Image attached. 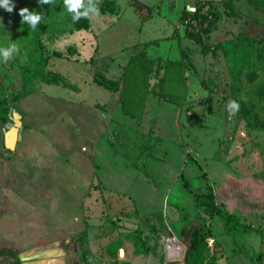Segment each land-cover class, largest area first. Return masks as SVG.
Wrapping results in <instances>:
<instances>
[{
  "label": "rangeland",
  "instance_id": "1",
  "mask_svg": "<svg viewBox=\"0 0 264 264\" xmlns=\"http://www.w3.org/2000/svg\"><path fill=\"white\" fill-rule=\"evenodd\" d=\"M22 1L11 0V13L0 7V49L24 24ZM133 1L115 0L117 14L98 9L88 29L42 34L47 54L64 53L47 69L76 91L36 80L16 99L23 57L0 54L10 104L0 120V247L20 264H164L170 229L184 246L178 264L199 238L213 264H264V132L228 108L232 68L242 70L240 94L252 93L250 70L264 84V15L240 1L232 14L226 0H138L147 16ZM196 5L213 14L201 42L179 19ZM96 71L118 90L94 83ZM13 113L21 125L11 149ZM226 213L250 228L227 224Z\"/></svg>",
  "mask_w": 264,
  "mask_h": 264
},
{
  "label": "trees",
  "instance_id": "2",
  "mask_svg": "<svg viewBox=\"0 0 264 264\" xmlns=\"http://www.w3.org/2000/svg\"><path fill=\"white\" fill-rule=\"evenodd\" d=\"M236 1L259 7L264 15V0H226L225 5L228 8V13L233 14L232 8ZM94 2H98V9L102 12L109 11L117 14L120 10L115 0H94ZM133 4L137 12L146 10V15H149L148 7L142 2L135 0ZM85 5H88V0L85 2ZM20 7L28 8L29 12L35 11L36 13L42 14V19L36 25L35 29L30 28L27 23H24L21 28L17 30V34L5 32L4 45L8 48L12 44H15L18 49L15 53L23 57V59L18 61L21 86L19 92L14 95L15 98L21 99L36 91V80H40L46 84L59 85L74 91L78 90L77 87L67 81L62 74L47 69L50 56L63 57L64 53L55 50L52 51L51 54H47L42 41V34L50 33L59 35L65 32L72 33L74 31L88 29V17H82L74 21L73 15L69 13L68 8L65 6L64 0H53L52 4L44 5H40L38 0H24L20 3ZM179 19L180 22L182 21L185 25V36L196 42H201L200 33H207L213 25L212 11H203L202 5H196L194 11L183 9ZM11 32L14 33V30H11ZM1 33H4L3 28L0 29V34ZM262 68L264 69V62ZM231 74L233 79L232 101H236L239 104L237 112L245 120L248 127L264 132V116H261L256 109L257 102L261 103V101L264 100V84L260 83L256 86L258 73L255 70H250L245 73L246 80L250 87H252V93L250 95L240 94L244 87L241 82L242 70L234 67L231 69ZM92 80L97 85L112 92L117 91L120 84L118 79L109 78L101 71H96L92 76ZM255 99L257 102H255ZM206 102L211 103V97H207ZM261 106L264 109V103ZM9 107V101L5 95L0 93V120H6ZM200 197L201 196H196V199ZM225 222L227 224L229 222L233 223L236 228L239 227L246 230L250 228V225L240 223L238 217L230 213H226ZM202 241L203 243L201 244ZM205 246L208 247L204 239H195L192 246L187 250L185 264H213L214 257L211 256L208 258V254L205 252ZM136 252L146 253L147 251L146 249L137 248ZM15 254L16 253L9 248L0 247V256L9 255L15 257ZM205 259L207 260L204 263ZM14 260L15 264H20L18 258L15 257Z\"/></svg>",
  "mask_w": 264,
  "mask_h": 264
},
{
  "label": "clouds",
  "instance_id": "3",
  "mask_svg": "<svg viewBox=\"0 0 264 264\" xmlns=\"http://www.w3.org/2000/svg\"><path fill=\"white\" fill-rule=\"evenodd\" d=\"M40 5L52 4L53 0H38ZM65 6L68 11L73 13V20H79L80 18H87L90 15H98V2L94 0H88V5L86 6L83 0H64ZM0 7H3L7 12L11 13L13 11L14 5L11 0H0ZM84 9V11H81ZM19 15L22 17L21 22L27 23L30 28L35 29L36 25L41 21L42 14L36 13L35 11L29 12L28 8H21L19 10ZM18 49L15 44H12L7 49H0V54L5 60L12 57L13 53L17 52ZM228 108L231 110V114H235L239 109V104L236 101H230Z\"/></svg>",
  "mask_w": 264,
  "mask_h": 264
},
{
  "label": "built area",
  "instance_id": "4",
  "mask_svg": "<svg viewBox=\"0 0 264 264\" xmlns=\"http://www.w3.org/2000/svg\"><path fill=\"white\" fill-rule=\"evenodd\" d=\"M195 8L191 11H194ZM165 258L164 264H177L184 257V246L181 241L178 240L172 230H168V234L165 240Z\"/></svg>",
  "mask_w": 264,
  "mask_h": 264
},
{
  "label": "water",
  "instance_id": "5",
  "mask_svg": "<svg viewBox=\"0 0 264 264\" xmlns=\"http://www.w3.org/2000/svg\"><path fill=\"white\" fill-rule=\"evenodd\" d=\"M8 113H9V110H8ZM7 116H8V114H7ZM12 117H14L15 126H13L5 136V145H6V147L11 148V149H13L15 147V144H16L17 139H18V135H17L18 129L21 125L20 120H19V116L16 113H13ZM12 130H13V137L9 138L7 140L6 138L10 135V132ZM118 256H120V257L124 256V249L122 247L119 248V250H118ZM19 258L22 261L25 259L24 256H22V255H20ZM182 262H183V259H182Z\"/></svg>",
  "mask_w": 264,
  "mask_h": 264
},
{
  "label": "bare ground",
  "instance_id": "6",
  "mask_svg": "<svg viewBox=\"0 0 264 264\" xmlns=\"http://www.w3.org/2000/svg\"><path fill=\"white\" fill-rule=\"evenodd\" d=\"M12 137H13V130L10 132V135L6 139L8 140L9 138H12Z\"/></svg>",
  "mask_w": 264,
  "mask_h": 264
},
{
  "label": "crops",
  "instance_id": "7",
  "mask_svg": "<svg viewBox=\"0 0 264 264\" xmlns=\"http://www.w3.org/2000/svg\"><path fill=\"white\" fill-rule=\"evenodd\" d=\"M121 248V247H120ZM124 249V248H123ZM118 250H119V248H118ZM118 253V252H117ZM124 254H125V249H124Z\"/></svg>",
  "mask_w": 264,
  "mask_h": 264
},
{
  "label": "flooded vegetation",
  "instance_id": "8",
  "mask_svg": "<svg viewBox=\"0 0 264 264\" xmlns=\"http://www.w3.org/2000/svg\"><path fill=\"white\" fill-rule=\"evenodd\" d=\"M178 264V263H177Z\"/></svg>",
  "mask_w": 264,
  "mask_h": 264
}]
</instances>
